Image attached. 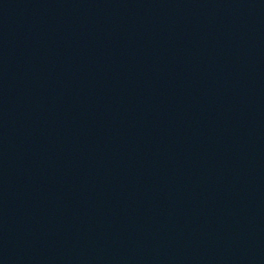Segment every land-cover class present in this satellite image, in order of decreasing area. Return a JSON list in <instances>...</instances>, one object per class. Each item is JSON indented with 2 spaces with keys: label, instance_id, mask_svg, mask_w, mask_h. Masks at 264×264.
I'll return each mask as SVG.
<instances>
[{
  "label": "water",
  "instance_id": "95a60500",
  "mask_svg": "<svg viewBox=\"0 0 264 264\" xmlns=\"http://www.w3.org/2000/svg\"><path fill=\"white\" fill-rule=\"evenodd\" d=\"M0 264H264V0H0Z\"/></svg>",
  "mask_w": 264,
  "mask_h": 264
}]
</instances>
